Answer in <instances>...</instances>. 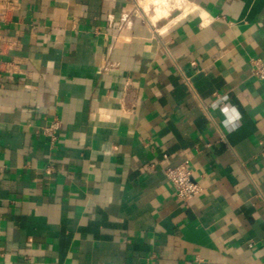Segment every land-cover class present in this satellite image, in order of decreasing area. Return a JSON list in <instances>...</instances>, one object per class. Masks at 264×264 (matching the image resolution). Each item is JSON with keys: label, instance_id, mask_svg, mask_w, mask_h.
<instances>
[{"label": "crops", "instance_id": "crops-1", "mask_svg": "<svg viewBox=\"0 0 264 264\" xmlns=\"http://www.w3.org/2000/svg\"><path fill=\"white\" fill-rule=\"evenodd\" d=\"M167 1L0 0V264H264V0Z\"/></svg>", "mask_w": 264, "mask_h": 264}, {"label": "built area", "instance_id": "built-area-1", "mask_svg": "<svg viewBox=\"0 0 264 264\" xmlns=\"http://www.w3.org/2000/svg\"><path fill=\"white\" fill-rule=\"evenodd\" d=\"M141 7L138 4L128 3L124 5L120 16V28H130L133 26L136 18H141ZM146 17V13L142 12ZM148 19V16H147ZM253 75L262 83L264 87V61L255 60L252 62ZM61 122L54 120L44 129V135L50 140L51 146H54L59 140V131ZM194 168L191 160H185L180 165L169 167L165 170V176L176 192V197L181 202H189L196 198L201 192V185L193 178Z\"/></svg>", "mask_w": 264, "mask_h": 264}, {"label": "clouds", "instance_id": "clouds-1", "mask_svg": "<svg viewBox=\"0 0 264 264\" xmlns=\"http://www.w3.org/2000/svg\"><path fill=\"white\" fill-rule=\"evenodd\" d=\"M210 106L214 111L218 110L222 114L224 117L222 123L229 133L237 129L242 116L238 108L230 103L227 94L217 97Z\"/></svg>", "mask_w": 264, "mask_h": 264}, {"label": "rangeland", "instance_id": "rangeland-1", "mask_svg": "<svg viewBox=\"0 0 264 264\" xmlns=\"http://www.w3.org/2000/svg\"><path fill=\"white\" fill-rule=\"evenodd\" d=\"M153 2L155 4L156 0H149V3ZM168 2V1H167ZM149 3H147L145 6L147 7L149 5ZM165 9V10H164ZM172 10L171 7H170V3H169V7H166L165 5H163L160 9H158L157 11V14L159 17L161 16H166L167 13Z\"/></svg>", "mask_w": 264, "mask_h": 264}, {"label": "bare ground", "instance_id": "bare-ground-1", "mask_svg": "<svg viewBox=\"0 0 264 264\" xmlns=\"http://www.w3.org/2000/svg\"><path fill=\"white\" fill-rule=\"evenodd\" d=\"M155 5H156V12H158L157 10L160 9L163 5L169 7V3L167 2V0H156Z\"/></svg>", "mask_w": 264, "mask_h": 264}]
</instances>
